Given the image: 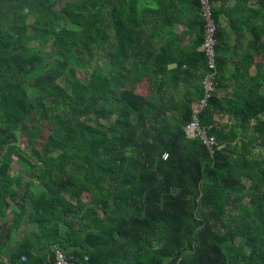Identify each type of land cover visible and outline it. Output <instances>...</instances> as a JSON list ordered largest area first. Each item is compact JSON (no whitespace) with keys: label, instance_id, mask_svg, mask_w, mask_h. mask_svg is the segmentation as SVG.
I'll list each match as a JSON object with an SVG mask.
<instances>
[{"label":"trees","instance_id":"trees-1","mask_svg":"<svg viewBox=\"0 0 264 264\" xmlns=\"http://www.w3.org/2000/svg\"><path fill=\"white\" fill-rule=\"evenodd\" d=\"M177 1L0 0V264L57 249L84 264H264L263 65L242 75L241 102L219 95L214 8L217 85L199 124L222 148L189 137L208 70L199 4L187 51Z\"/></svg>","mask_w":264,"mask_h":264},{"label":"crops","instance_id":"crops-1","mask_svg":"<svg viewBox=\"0 0 264 264\" xmlns=\"http://www.w3.org/2000/svg\"><path fill=\"white\" fill-rule=\"evenodd\" d=\"M214 4L215 10L219 14V29H217V33L221 37L218 52L226 61L225 73L221 77L226 89H222L219 95L222 97L233 96L234 100L241 102L242 98H236L235 93L246 81V76L242 75H256L257 63L261 66L263 65L264 70V55H257L260 48H255L252 35L254 23L258 24L261 22L251 12L256 9L257 3L256 0H250L247 3H240L237 0H217ZM151 6H154L153 2H151ZM176 6L178 8L174 16L177 17L178 23L171 30L184 38L182 46L185 50L191 51L198 40V34L193 26V19L196 14L195 1L179 0ZM171 16L170 13V19H172ZM165 19H168V17ZM147 20H150L151 24L154 22L153 17ZM185 58L188 57L185 56ZM251 58L254 64L246 68ZM239 79H242V81H239ZM228 119L229 117H225L222 123H226Z\"/></svg>","mask_w":264,"mask_h":264},{"label":"built area","instance_id":"built-area-1","mask_svg":"<svg viewBox=\"0 0 264 264\" xmlns=\"http://www.w3.org/2000/svg\"><path fill=\"white\" fill-rule=\"evenodd\" d=\"M199 4V15L202 21L204 32L202 51L207 59L208 73L205 75L202 85L204 87V98L194 108L192 122L186 127V132L189 137H199L208 149L214 153L215 150H220L222 147L218 145L217 141L210 137L206 130L202 129L199 124V115L207 107L209 100L212 98L213 92L216 89L215 75L217 72V51L218 44L216 28L217 24L214 18L215 4L211 0H197ZM0 259L7 261L0 253ZM25 260V258H23ZM85 260H80L76 257H69L63 250L57 249L55 251L54 260L45 264H84Z\"/></svg>","mask_w":264,"mask_h":264},{"label":"rangeland","instance_id":"rangeland-1","mask_svg":"<svg viewBox=\"0 0 264 264\" xmlns=\"http://www.w3.org/2000/svg\"><path fill=\"white\" fill-rule=\"evenodd\" d=\"M92 66H99L104 68L105 70H108V65L106 63V59L100 56H96L94 62L92 63ZM141 94L144 96H150V86H149V82L146 80L143 84H142V89H141ZM105 124H109V121H104ZM45 133H47V129H45ZM26 143V140L22 137L21 139V145L24 146ZM263 152V151H261ZM264 153V152H263ZM14 169L16 172H20V173H24L26 175V181L29 180V174L26 173V171H23L22 167L15 162L14 163ZM25 194V190H22L21 192V198L24 197ZM13 209H18L17 205L15 203H13ZM25 229H23L24 232Z\"/></svg>","mask_w":264,"mask_h":264},{"label":"water","instance_id":"water-1","mask_svg":"<svg viewBox=\"0 0 264 264\" xmlns=\"http://www.w3.org/2000/svg\"><path fill=\"white\" fill-rule=\"evenodd\" d=\"M16 134H17V138H18L17 145L20 146L21 145V132L17 131Z\"/></svg>","mask_w":264,"mask_h":264}]
</instances>
